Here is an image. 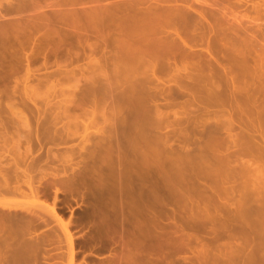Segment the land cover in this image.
Returning <instances> with one entry per match:
<instances>
[{
    "label": "bare ground",
    "instance_id": "1",
    "mask_svg": "<svg viewBox=\"0 0 264 264\" xmlns=\"http://www.w3.org/2000/svg\"><path fill=\"white\" fill-rule=\"evenodd\" d=\"M230 1L242 0H191L164 7L150 0H51L50 5L47 0H0V264H37L41 258L48 264L41 251L60 246L62 238L65 264H75L74 224L57 212L56 199L59 193L77 192L80 182L84 188L86 162L72 160L74 153L82 157L83 151L106 172L91 183L98 206L90 210L95 226L89 240L94 250L107 251L102 257L90 253L97 264H175L179 253H190L195 264H264V103L255 97L264 85L238 79L235 67L247 60L232 42L223 40L213 21L219 4ZM198 23L206 33L197 32ZM49 25L60 30H47ZM65 45L75 49V56L79 50L82 55L86 50L101 53L94 60L87 56L93 62L85 70L90 71L87 79L90 74L93 79L90 99L68 101L81 112L65 115L68 125L61 129L67 138L79 136L83 145L72 149L74 153L70 150L66 160L59 158V166L46 161L50 155L58 159L47 145L42 155L47 165L36 167L33 140L37 152L56 141L48 136L50 121L44 112L34 117L42 128L40 137L29 118L6 103L15 93L8 83L16 76V84L23 83L20 99L30 100V64H47ZM218 52L231 69L218 63ZM200 58L204 67L197 68ZM105 68L110 69L108 76ZM77 69L84 77V69ZM224 70L229 77L217 82ZM166 71L172 84L169 88L161 82L162 89L185 95L193 111L185 115L189 128L182 133L175 105L168 100L160 104L162 94L151 92L157 72ZM61 73L76 77L67 68ZM103 75L102 82L98 78ZM101 89L105 97H98ZM85 101H90V111L82 108ZM105 105L110 114V119L102 118L107 131L89 132ZM169 113L173 121H168ZM3 116L29 128L22 151L17 140H11L16 145L6 143ZM54 116L50 120L56 125L61 117ZM161 129L171 132L161 134ZM55 131L51 134L56 137ZM43 183L54 187L50 204ZM4 197L21 203L14 206ZM49 219L58 232L48 226ZM239 239L245 244L236 247Z\"/></svg>",
    "mask_w": 264,
    "mask_h": 264
},
{
    "label": "rangeland",
    "instance_id": "2",
    "mask_svg": "<svg viewBox=\"0 0 264 264\" xmlns=\"http://www.w3.org/2000/svg\"><path fill=\"white\" fill-rule=\"evenodd\" d=\"M195 3H199V0H192V2ZM190 3L191 0H150V4L155 5V6H159V7H164V6H176L180 3ZM52 2L51 0H47V5H50ZM226 5L228 7H226ZM221 7H226V9L222 10ZM218 10L215 12V14L213 15V21L215 20V22L217 23V26L219 27V30L221 32L222 35H224V41L228 42H232L234 44V47L238 48L240 50L241 53L244 54V57L247 60V64H237L236 68V72H237V76L239 77L238 79L241 81H245L248 84L254 83V81L256 82H261L264 85V0H242V1H230L229 3L225 4H219V7H217ZM190 29H193V25L190 26ZM47 30H51V31H59L60 29L55 26V25H49V27L47 28ZM42 31H45V29H43ZM197 32L199 34H203L206 33V29L204 28V26L200 25L199 23L197 24ZM92 41H89L88 43H91ZM231 45V44H230ZM50 49L52 48V46L49 47ZM67 49H70V51L68 53H66L65 51ZM86 49V48H85ZM86 55H82L81 50H79V52L77 51L76 54H78V56H75V49L74 48H70L69 46L65 45L63 47V50L60 51L58 53L57 58H49V60L47 61V64H30V70H31V78L29 80V82H27V96L30 98V100H21L23 96V83L22 82H18L16 84V80L14 76L8 83L9 87H10V92L13 90L15 91L12 99H10L9 102L10 104H12L13 108L17 109L19 113L25 115L27 118H29V122L31 124V128L34 129L35 127H37V125H35V121H34V117L38 114V113H45L46 122H49L51 126H49V123H46V125L48 124V127L51 132L54 131V129L56 130V137L52 136L55 135L54 133L51 134V132H49L50 134H48L49 138H53L54 142H47L45 145L46 147L43 148L42 150L37 152V147H36V143L33 140L31 146L33 147V152L35 154L36 158L34 160V165L36 167L42 165L41 167H45L48 162V164L50 165H58L57 160H61L64 161L66 160V156L69 154L70 150L72 153V149H76L77 147H81V140L80 138H78L79 136H74V137H66V133L64 134V130L63 127L68 125V120L65 118V115L69 114V115H73V114H79L80 108L76 109L75 108V104L74 103H78L81 101V99H90V88H91V81L92 79V74L89 75V77L91 78V80L87 79L88 75L87 72L89 73L90 71H85L87 68H91L93 62H90L92 64L89 63L87 56L90 55L89 60H94L97 59L99 57H101V53L98 50L97 53L95 54H89V52L86 50ZM85 54V52H84ZM217 58H218V63L223 65V66H227L228 68H232L231 64H227V60L226 57L223 55V53L218 52L217 53ZM203 59L204 58H200V62L197 65V68H201L204 67L203 64ZM197 60V59H196ZM40 63V62H39ZM89 63V64H88ZM178 65H180V63H178ZM184 65V64H182ZM94 66V65H93ZM24 67V64H21L22 68ZM179 67H183V66H179ZM63 68H67L69 70H74L76 77H68L65 78L62 75V70ZM80 70V68L84 69V77L79 76V72L78 69ZM109 68V67H108ZM23 69V68H22ZM22 69L20 70V72L18 71V77L22 76ZM107 70V71H106ZM106 76L107 72L110 73V69H106ZM242 72H246L244 74H242ZM171 73L169 72H157L156 77L154 78V84L152 85L153 87H155L151 92L154 95H160L162 94L163 97L158 99V102L160 104H165V101H170V103L172 105H175L174 110L177 112L179 117H182V120L180 121V125L178 126V131L181 130L185 132L188 131L187 129L189 128V125L186 122V114H191L192 115V109H188L187 108V97L185 95H179L176 96L173 91L171 93H169L168 91V87L172 84L171 82ZM235 74V72L233 73ZM182 75V74H180ZM230 72L228 70H224V71H220V75L219 77L215 78V80L217 82H224V77H229ZM185 75H182L183 81L185 80L184 77ZM243 77V78H242ZM157 78L159 79L160 83H157ZM181 78V80H182ZM99 80H101L103 82V79L105 80V76H100L98 78ZM247 79V80H246ZM164 84H168V87H165L164 89H162V83ZM170 88V87H169ZM172 88V87H171ZM173 90V88H172ZM8 91V90H7ZM103 89H101V91H98V97H105V95H103V93L105 94L106 92H102ZM9 92V91H8ZM255 97L257 98L258 101L264 103V91L261 93H257L255 95ZM21 98V99H20ZM25 102V105H23V102ZM68 101H73L74 103L69 104ZM88 101V100H87ZM66 102V103H65ZM90 102V101H89ZM89 102H84L82 106V108H86L87 111H90L91 109V105ZM67 103L69 105H67ZM88 107V108H87ZM172 108H169L170 111ZM6 111V110H5ZM58 114V118L59 116L61 118H59L58 123L52 122L53 120H50L51 116L52 119H54V115ZM100 113L102 115L103 113V117L97 116V122L89 128V132H94L96 129H101V130H105L107 131V123L103 122L102 118H106V119H110V114H109V110H108V106L101 109ZM54 116V117H53ZM4 119L7 118L5 116H3ZM2 117V120L4 122V119ZM101 117V118H100ZM168 121H173V116L171 113H169L168 116ZM90 118V117H89ZM87 119V118H86ZM6 123H4V131L5 133L8 135L9 140H7L6 143H8L9 145H12L16 140L17 145L16 146H20V150L22 151L23 148L26 146V142L25 140L27 139V133H28V127H25V125L22 123H20L17 120H13L8 122L7 119ZM89 120V119H88ZM13 122V123H12ZM104 123V124H103ZM70 124V123H69ZM56 127H55V126ZM58 126V127H57ZM54 127V128H53ZM70 127H74V126H70ZM104 127V129H103ZM39 130V135L40 137H42V133L41 132V127H37ZM53 128V130H52ZM57 128V129H56ZM79 128V127H78ZM1 130V129H0ZM71 130H75V128H71ZM78 134H82V129H78L77 130ZM92 132V133H93ZM160 132V131H159ZM162 132V133H161ZM161 134H169L171 132L170 129H161ZM80 134V135H81ZM47 135V134H46ZM26 139H25V138ZM65 137L67 140H65ZM183 138H185L184 136H182ZM64 138V142L61 139ZM14 140V142L12 143L11 140ZM25 139V140H24ZM91 143H94V140L96 139L94 136H91L89 138ZM173 139V138H172ZM1 140V139H0ZM2 144V140L0 141ZM62 142V143H61ZM81 142V143H80ZM57 143H61L58 146ZM0 144V145H1ZM54 144V145H53ZM81 144V145H80ZM90 144V143H89ZM87 145L86 148L87 150H91L92 146ZM51 147V151L52 153H54L55 156L58 157V159H55V157H53L52 155H50L49 159H47L45 162L44 160V156L42 157V155L44 154L46 148L47 147ZM54 147V148H53ZM175 147V146H174ZM42 151V152H41ZM75 151V150H74ZM77 151V149H76ZM75 151V152H76ZM41 152V153H40ZM74 153V152H73ZM84 154H82V157H85V159H83L82 157H79L77 153H74L72 156V160L73 162H86V169H85V173L84 175V179H82V182L84 184V188L83 185H81V182L79 184L78 187V191L81 190V194H77V192H73L72 194H70L69 192L66 193H59L57 195V199H56V206L59 207V210L57 209V212L60 213L63 216V219H67L71 222L75 221V216H79L81 217V222H83L82 226L79 227H72L73 230V237L74 239V243H75V251L76 254L74 256V263L75 264H85L86 262L88 264H97L98 261L96 259H93L90 255V253L92 254H97L99 256H105L107 255V251L103 249L100 251H97V249L94 250V248H91V242L89 240V237L92 235L94 226H95V222L93 223V219L90 216V210H95L97 209L98 204H96V201L93 199V194L92 191H94L91 187V183H92V179H95V176H97L98 173H103L104 175L106 174L105 171H103V168L100 163H98L99 161L95 158L92 157L94 159H90L89 156H87V152L83 151L82 152ZM39 155V156H37ZM70 155V154H69ZM86 155V156H85ZM42 157V158H41ZM56 157V158H57ZM68 157V156H67ZM55 159V160H54ZM43 160V163L41 164V161ZM59 160V161H60ZM83 160V161H81ZM94 160V161H93ZM45 162V163H44ZM95 162V164H94ZM40 163V165H39ZM83 163V164H84ZM62 165H60L61 167ZM60 169V168H59ZM99 171V172H98ZM102 171V172H100ZM61 172V171H60ZM59 172V173H60ZM91 179V180H90ZM46 184V185H45ZM43 183V185L45 186V194H46V202L47 204L51 203V201H53V197H54V187L52 185H49L48 183ZM48 184V185H47ZM81 187V188H80ZM80 189V190H79ZM83 191V192H82ZM94 193V192H93ZM84 194V196H83ZM71 195V196H70ZM4 200H6L7 202H11L14 206H19L21 201L19 199H15V198H8V197H4ZM91 204V205H90ZM89 205V206H88ZM86 206V207H85ZM88 206V209H87ZM92 206V207H91ZM91 208V209H90ZM69 209V211H67ZM87 209V210H86ZM71 211V214H70ZM83 217V218H82ZM48 226L50 228H55L58 232V227L54 224V222H52V220H47ZM47 226V228H48ZM46 229V231H48L47 228H45L44 226H41L40 230H42L43 228ZM44 232V231H43ZM202 236L205 237L204 234L201 233ZM240 240V241H239ZM237 240V245L236 247H238V245L241 243L245 244V240L243 239H239ZM243 240V241H242ZM64 239H61V244L60 246L56 243L53 245H50L49 247L47 246L45 251H41V256L43 255V257H47L46 263H52V262H63L62 264H65L66 262V256L62 257V255H65L66 252V246L64 243ZM223 241H219V243H222ZM240 244V245H241ZM242 244V245H243ZM99 246H103V248H106V246H104L103 244H100ZM226 246V245H225ZM224 246V247H225ZM228 246V245H227ZM60 248V249H59ZM197 249H199V246H197ZM45 252V254H44ZM62 254V255H61ZM180 254V258H175V260H177L175 262V264H195L193 263L194 260H192L193 258L191 257L190 253L187 254ZM51 255V256H50ZM182 255V256H181ZM190 255V256H189ZM50 256V257H49ZM61 256V259H60ZM187 259H184V257ZM39 257V258H40ZM185 260L183 262V259ZM192 259H191V258ZM7 258L8 255H7ZM38 258V259H39ZM43 258L37 260V264H43ZM104 259V258H103ZM190 260V262H189ZM39 261V262H38ZM96 261V262H95ZM193 261V262H192ZM86 263V264H87ZM5 264H8L7 260L5 261Z\"/></svg>",
    "mask_w": 264,
    "mask_h": 264
},
{
    "label": "flooded vegetation",
    "instance_id": "3",
    "mask_svg": "<svg viewBox=\"0 0 264 264\" xmlns=\"http://www.w3.org/2000/svg\"><path fill=\"white\" fill-rule=\"evenodd\" d=\"M57 209L59 210V207H57ZM67 211H69V209L67 210ZM70 213H71V211H70ZM83 218V217H82ZM75 221H73V227L75 228V227H79V226H82V224H83V222H81V217H79V216H75V219H74ZM77 252V251H76Z\"/></svg>",
    "mask_w": 264,
    "mask_h": 264
}]
</instances>
